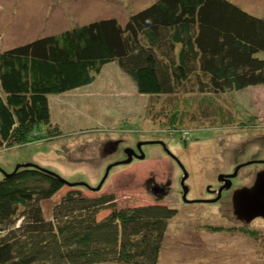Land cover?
I'll use <instances>...</instances> for the list:
<instances>
[{
	"label": "trees",
	"instance_id": "16d2710c",
	"mask_svg": "<svg viewBox=\"0 0 264 264\" xmlns=\"http://www.w3.org/2000/svg\"><path fill=\"white\" fill-rule=\"evenodd\" d=\"M111 61L143 94L183 92L188 84L185 92L201 94L264 85V19L229 0H157L124 23L101 18L6 48L0 149L38 140L39 125L50 126L48 96L91 83ZM52 128L49 139L57 135ZM65 185L37 165L4 173L0 264H158L176 208H119L113 194L84 196L87 186L75 185L47 211L43 202Z\"/></svg>",
	"mask_w": 264,
	"mask_h": 264
},
{
	"label": "rangeland",
	"instance_id": "374dc122",
	"mask_svg": "<svg viewBox=\"0 0 264 264\" xmlns=\"http://www.w3.org/2000/svg\"><path fill=\"white\" fill-rule=\"evenodd\" d=\"M155 1L0 0V52L101 18L124 23ZM229 1L264 19V0ZM185 91L139 93L117 61L106 63L91 83L48 96L50 126L57 135L49 139L50 126L40 124L38 140L1 148L0 179L18 164L32 163L68 183L94 188L108 165L123 160L125 148L146 142L141 147L143 159L133 155L130 163L113 166L99 191L86 187L80 189L82 194L111 193L119 208L153 203L176 208L158 264H264V218L239 220L232 192L218 203H184L175 162L179 160L188 173L186 197L192 199L204 196L205 187L217 183L218 172L232 171L236 163L264 160V85L213 94ZM106 145L112 153H102ZM260 167L242 168L236 186L250 187ZM149 178L169 182L168 193L161 198L154 195L146 187ZM70 188L65 185L44 201L47 211Z\"/></svg>",
	"mask_w": 264,
	"mask_h": 264
},
{
	"label": "water",
	"instance_id": "95a60500",
	"mask_svg": "<svg viewBox=\"0 0 264 264\" xmlns=\"http://www.w3.org/2000/svg\"><path fill=\"white\" fill-rule=\"evenodd\" d=\"M118 141L113 142L116 147ZM146 143V142H138L137 147L139 148L140 155L135 154L132 148H126L125 152L127 154V157L119 162H115L113 164L108 165L106 169V173L100 183L92 188L89 185L83 183V182H75V183H68L65 180H63L65 183L75 186V185H82V186H87L93 189L94 191H97L101 188L104 180L106 179L109 170L120 163H130L132 158H133V153L135 154L137 158L143 159L144 158V153L141 150V146ZM251 162H246L244 164L238 165L235 167L234 171L232 174L228 175H219V180H223L224 178H232L237 175L238 169L246 164H250ZM33 165L32 163H23V164H18L15 169H17L20 166H31ZM183 170V177L181 178V183H182V188H183V199L186 200V194L188 192V187L184 184L185 179L188 177L187 171L182 167ZM225 181H228L227 184H225L223 187H229L231 185L230 181L227 179H224ZM156 188V187H155ZM220 191V190H219ZM215 199L210 200V201H215ZM232 206H233V212L236 215V217L244 221L246 223L250 222L253 220L255 217H263L264 218V171H261L257 174V177L255 179L254 184L251 187H242L240 189H237L233 193L232 197Z\"/></svg>",
	"mask_w": 264,
	"mask_h": 264
},
{
	"label": "flooded vegetation",
	"instance_id": "af4514ba",
	"mask_svg": "<svg viewBox=\"0 0 264 264\" xmlns=\"http://www.w3.org/2000/svg\"><path fill=\"white\" fill-rule=\"evenodd\" d=\"M185 139V138H184ZM142 148L144 147L143 145L141 146ZM110 146H104L102 148V153H112V150ZM129 148H132L133 151L136 153H139V148L136 146H130ZM126 149V148H125ZM111 150V151H110ZM124 157L122 158L123 160L127 157V154L124 150ZM133 153V155H135ZM134 159V158H133ZM120 161H122L121 159H119ZM136 160V159H135ZM176 160V161H175ZM174 161L176 162L177 166H178V169L180 170V176H179V184L180 186L182 187V183H181V178L183 176V170H182V164L180 163L179 160L175 159ZM246 162V161H245ZM245 162H241V163H236L232 169V171H226V172H218L217 176H216V181L217 183L215 185H207L204 189V196L202 197H199V198H192V199H188L187 197L186 200L183 199V188H182V194H181V199L183 200L184 203H218V201H220L223 197H226L229 195L230 192H232V194L234 193L235 190L237 189H240L236 186L235 184V179L239 173V171L246 167V166H250V165H253V166H263V167H260L258 171H255L254 174H253V178H252V182L254 184L255 182V179L257 177V174L261 171H264V160H252V163L248 164V165H243L241 166L239 169H238V172H237V175L235 177H232L230 179L228 178H224V179H227L230 181L231 185L229 187H223L225 184L228 183V181H225L224 179L223 180H219V175H228V174H232L235 167L238 166V165H241V164H244ZM118 166V165H116ZM115 167V166H114ZM113 167V168H114ZM184 168V167H183ZM189 177V176H188ZM188 177L185 179L184 181V184L185 182L188 180ZM254 181V182H253ZM168 183L167 184H159L157 183L153 178H149L146 180V187L148 190H150L154 195H156L158 198H161L162 196H165L166 195V192L168 191ZM252 184V185H253ZM251 185V186H252ZM250 186V187H251ZM156 187V188H155ZM220 190V191H219ZM168 193V192H167ZM188 194V193H187ZM186 194V195H187ZM215 201H210V200H213L215 199Z\"/></svg>",
	"mask_w": 264,
	"mask_h": 264
}]
</instances>
